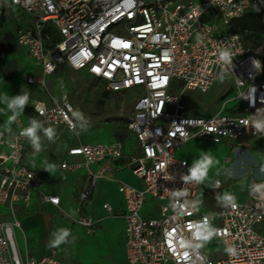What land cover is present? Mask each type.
Here are the masks:
<instances>
[{
  "label": "built area",
  "instance_id": "1",
  "mask_svg": "<svg viewBox=\"0 0 264 264\" xmlns=\"http://www.w3.org/2000/svg\"><path fill=\"white\" fill-rule=\"evenodd\" d=\"M253 0H0V10L17 7L29 17V25L17 29V43L26 47L43 75L61 65L85 71L106 82L111 92L139 89L127 123L141 155L129 160L141 179L135 186L117 179L123 195L125 256L127 264H264V178L252 182L249 202L222 197L225 185L212 181L205 194L218 199L216 212H205L199 197L203 175L192 177L195 167L177 150L192 138L214 143L239 140L263 133L255 127L264 122V63L232 27L235 19L253 7ZM263 13H264V2ZM7 8V9H6ZM231 76L240 108L209 117L195 116L183 102L187 89L206 92L221 77ZM27 83H43L26 74ZM181 82L179 92L173 87ZM32 109L41 125L75 131L76 107L63 90L59 99H33ZM39 109V110H37ZM20 118L15 129L0 128V207L10 220H0V264H63L52 248L41 256L22 253L15 229L21 228L18 205L28 207L40 192L43 203L60 207V196L41 192L46 179L24 160L29 138L22 135ZM83 161H63L61 167L87 169L88 184L79 194L80 207L111 164L124 157L125 145L113 142L79 143L69 148ZM104 162L94 170L92 165ZM202 171V170H201ZM157 213H145L150 202ZM103 207L110 214L109 202ZM96 232L98 219H75ZM223 246L220 257L203 251L199 243Z\"/></svg>",
  "mask_w": 264,
  "mask_h": 264
},
{
  "label": "rangeland",
  "instance_id": "2",
  "mask_svg": "<svg viewBox=\"0 0 264 264\" xmlns=\"http://www.w3.org/2000/svg\"><path fill=\"white\" fill-rule=\"evenodd\" d=\"M262 1L264 2V0ZM7 10L9 14L6 16L4 11L0 10V16L5 17L2 28L14 32L18 20L13 15L11 8ZM244 38L251 51L260 59H264V35L261 44H257L255 41L254 33H249ZM3 57L5 63L2 67V74L5 76L15 75L12 87H9L2 96L7 104L0 103V125L4 129L15 127L16 118L11 119L14 111L8 105L12 98L27 93L28 103L16 117H20L26 127L27 125L31 127L32 120L40 125L36 132L39 137V148L37 149L31 143L28 146L29 155L37 164L41 165L40 172L44 171L45 162L52 155L63 156L64 147L75 140L85 143L114 140L132 141L127 123L132 115L133 102L139 96V89L111 92L107 89L105 81L95 79L85 71H74L67 65H62L53 74L45 76L39 64L21 48L3 53ZM26 74H34L42 79L43 83H27L23 78ZM181 87V82H178L172 92L181 91ZM63 90L69 94L76 107L78 126L75 131L61 132L60 138L55 143L54 136L49 139L45 135L44 129L51 127L55 133L59 127L41 125L32 111L31 99L35 97L53 101L54 98H60ZM235 91L233 78L225 76L219 78L206 92L194 89L185 90L183 102L188 111L195 116L209 117L218 112L228 113L231 108H240L241 110L242 107L241 100L231 99ZM16 111L19 112V109ZM178 155L186 156L195 168L201 164L204 165L201 169L203 181L200 193L215 178H220L225 185L222 195L224 199L249 202L251 201L248 195L250 185L253 181L264 178V132L247 135L235 141L224 140L221 143L194 138L179 147ZM210 208L215 210V203H212ZM80 214L86 215L82 211ZM73 221L81 227L61 226L42 233L40 238L43 240L44 249L42 250L44 251L41 250V253L44 254L54 248L63 264H124L123 250L117 236L111 237L104 231L89 232L78 221L75 219ZM62 229L70 231L66 242L56 247L50 246V241L55 239ZM257 229L264 235V223L258 224ZM199 246L214 257H220L224 252L223 246L211 245L207 240L199 243ZM41 255L37 254L36 256Z\"/></svg>",
  "mask_w": 264,
  "mask_h": 264
},
{
  "label": "crops",
  "instance_id": "3",
  "mask_svg": "<svg viewBox=\"0 0 264 264\" xmlns=\"http://www.w3.org/2000/svg\"><path fill=\"white\" fill-rule=\"evenodd\" d=\"M11 9L13 15L18 20V24L16 25L14 32H12L13 35L15 36L17 29L21 26L29 25L30 21H29V17L23 14V12L20 11L17 7H12ZM4 13L5 16L9 14L8 10H4ZM0 19L5 21V17L0 16ZM2 26L3 23L0 26L1 30H3ZM20 48L24 49L27 55L29 56L26 47L21 46L17 43L16 50L17 49L19 50ZM3 66L1 65L0 62V103L3 102L4 104H7V102L6 103L4 102L5 99L2 98V96L6 93L9 87L10 88L12 87L13 78L15 74L5 76L4 74H2ZM33 99H41V98L34 97L31 99V103ZM31 108H32V104H31ZM33 113L35 114L34 111ZM35 116L38 118L36 114ZM17 118L20 117H16V119ZM57 127H59V129L54 133L55 143L56 140L60 138L61 135L60 133L67 130L62 126H57ZM0 128L5 131H13L15 129V127L11 129H4L3 127H1V125ZM131 136H132L131 142H123L125 145L124 157L116 160L105 161V163L111 164L112 169L110 176L102 177L98 180L97 185L91 196V201L86 203L82 207H80L79 194L85 189V187L88 184L87 169L85 167L75 170L64 169L61 167V163L63 161H67L69 163L83 161V157L81 155H71L68 153V150L70 147L76 144L85 143V142H82L80 140L77 141L75 140L73 142H70L64 147L63 156H58V154L52 155L47 160V162H45V165L43 167L44 171L40 172L39 169L41 165L37 164V162L34 161V159L28 153V146L30 144V140H29L24 155L25 162H27L32 169H34L36 172H38L46 179V183L41 187V192L59 195L61 201H60V207H57L52 203H43L41 201L40 192H35L33 194L31 203L28 207H24L21 205H18L16 207V209L18 210L17 217L21 222V228L15 229V236L18 247L23 254L28 252L29 254H33V255H37V254L43 255V253H41L42 251H44L42 250L44 249L43 248L44 246H42L43 240L40 238V236L42 237L43 235L42 233L46 231L48 232L51 228H60L61 226H66L68 228L69 227L74 228L79 226L75 224L73 220L76 219L80 215V211H82V213H85L88 216H92L98 219L97 230L95 233L104 231L105 233H108V235L111 237H114L115 235L119 238L123 250V257H124L123 261L124 264H127V260L125 256V221L122 216L124 211V199H123V195L118 191L117 179L127 181L138 187H141L143 184L141 179L138 178L133 173L132 166H130L129 164V160L131 158H135L141 155L135 137L132 134ZM204 140H208V139H204ZM177 156H180L178 155V150H177ZM180 157L186 158V156H180ZM103 163L104 162L96 163L92 165V168L96 170L101 165H103ZM191 167L193 166L191 165ZM199 197L202 204V208L205 212H211V211L215 212L219 209L220 201L218 199L206 195L204 191L202 193H200L199 191ZM105 202H109L113 206L114 211L112 214L108 213L106 209L103 207V204ZM212 203L213 204L215 203L216 206L215 210H211L210 208V205ZM145 213L156 214L157 203L155 201L150 202V205L145 208ZM11 218L12 215L9 213V209L7 207L4 208L0 207V220L5 221V220H10ZM49 251L50 250H48V252Z\"/></svg>",
  "mask_w": 264,
  "mask_h": 264
},
{
  "label": "trees",
  "instance_id": "4",
  "mask_svg": "<svg viewBox=\"0 0 264 264\" xmlns=\"http://www.w3.org/2000/svg\"><path fill=\"white\" fill-rule=\"evenodd\" d=\"M253 7L250 8L241 17L235 19L232 23V27L242 34L245 42V35L254 33L255 41L257 44H261L264 35V13L262 0H253ZM3 17V16H2ZM3 20L0 19V26ZM246 44V42H245ZM17 47L16 38L9 30L0 29V62L3 66L5 61L3 59V53L7 51H15ZM263 63H264V59ZM98 79V78H95ZM229 91V90H228Z\"/></svg>",
  "mask_w": 264,
  "mask_h": 264
},
{
  "label": "clouds",
  "instance_id": "5",
  "mask_svg": "<svg viewBox=\"0 0 264 264\" xmlns=\"http://www.w3.org/2000/svg\"><path fill=\"white\" fill-rule=\"evenodd\" d=\"M28 99L29 97L27 93L12 98L10 104L8 105V107L14 111V115L11 117L12 120H14L16 116L23 111L24 106L28 103ZM17 109H19V112L16 111ZM38 127H40V125H38L35 120H32L31 127L24 129L22 132V135L28 137L30 143L37 149L39 148V143H38L39 137L36 135ZM255 127L258 128L260 131L264 132V122H257L255 124ZM44 132L49 139H51L54 136V130L51 127L44 129ZM203 167L204 165L201 164L197 168L192 170L191 176L192 177L202 176L203 172L201 171V169ZM69 235H70V231L68 229H62L61 233L58 236H56L55 239L50 241V246L56 247L59 246L61 243L66 242Z\"/></svg>",
  "mask_w": 264,
  "mask_h": 264
},
{
  "label": "water",
  "instance_id": "6",
  "mask_svg": "<svg viewBox=\"0 0 264 264\" xmlns=\"http://www.w3.org/2000/svg\"><path fill=\"white\" fill-rule=\"evenodd\" d=\"M137 165V162L132 163V166L135 167Z\"/></svg>",
  "mask_w": 264,
  "mask_h": 264
}]
</instances>
